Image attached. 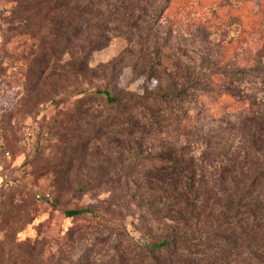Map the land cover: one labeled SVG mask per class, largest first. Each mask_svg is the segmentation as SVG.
Returning a JSON list of instances; mask_svg holds the SVG:
<instances>
[{"label": "trees", "instance_id": "1", "mask_svg": "<svg viewBox=\"0 0 264 264\" xmlns=\"http://www.w3.org/2000/svg\"><path fill=\"white\" fill-rule=\"evenodd\" d=\"M10 2L16 5L14 14L24 24L13 32L36 42L37 47L30 53L34 70H40V74H57L59 70L70 74L76 85L68 93L79 98L81 108L76 125L95 124L91 130L97 134L91 130L72 131L67 155L105 134L115 137L118 172L125 165L130 167L124 178L143 196L152 218L164 228L160 238H150L143 244L133 238L124 239L125 232L118 228L97 234L91 243L106 245L114 237L116 249L101 252L104 255L100 253L103 256L99 263L264 264V91L257 102L231 90L233 84L249 77L255 78L264 90V0H256L252 22L235 42L224 46L212 64L200 61L194 65L177 56L172 70L163 71L154 89L145 88L140 94L121 99L109 89V80L117 74L118 65L101 75L102 86L85 88L89 58L101 45L123 37L129 48L139 50L136 62H158L163 41L155 32L157 21L169 10V0ZM223 8L220 4L214 14L212 9L207 10L201 26L211 29L229 19L227 14H221ZM49 37H53V44ZM239 41L245 45L242 56L236 52ZM76 43L81 44L78 50L82 58L59 66L62 48L75 52ZM156 66L160 68L161 64ZM234 117L242 118L240 145L246 175L237 170L243 160L233 151L234 127L205 132L201 126L206 120ZM182 136L203 142L205 159L220 164L217 171L221 178H230L221 187L217 185L218 195L214 194L217 187L198 180L204 168L189 158L190 142L189 146H177ZM121 139L131 141L140 152L126 156ZM146 140L154 142V155L141 153ZM238 173L245 179L234 178ZM210 202L218 207L217 215L208 206ZM87 213L97 217L86 210L64 214L80 218ZM26 256L31 258L30 253Z\"/></svg>", "mask_w": 264, "mask_h": 264}, {"label": "rangeland", "instance_id": "2", "mask_svg": "<svg viewBox=\"0 0 264 264\" xmlns=\"http://www.w3.org/2000/svg\"><path fill=\"white\" fill-rule=\"evenodd\" d=\"M255 2L169 0V10L157 21L155 32L163 41L158 62L151 63L153 66L146 60L136 62L139 50L129 48L123 37L114 39L91 54L85 88L102 86L101 75L118 65L117 74L109 80V89L120 99L128 98L145 88L154 89L163 71L172 70L177 56L194 65L200 61L212 64L224 46L235 42L252 22ZM220 4L224 5L221 14L230 17L224 18L227 22L211 29L202 27L200 23L207 10L212 9L214 14ZM15 7L10 0H0V264H100L104 253L116 250L115 238L106 245L91 243V238L117 228L125 232L124 239L133 238L141 244L160 238L164 228L152 218L143 196L124 178L130 167L125 165L118 172L115 137L105 134L67 155L72 131L81 129L85 133L95 124L76 125L81 108L79 98L68 93L76 85L70 74L60 70L57 74H40V70H34L30 53L36 42L13 32L24 25L14 14ZM49 38L53 44V37ZM80 46L76 43L75 52L71 53L62 48L59 66L78 62L82 58ZM244 49L239 41L238 56H242ZM130 51L133 55L127 54ZM257 82L249 77L233 84L231 90L259 102L264 90ZM241 121L242 118L235 117L206 120L201 126L205 132L234 127L233 151L241 159ZM180 138L177 146H189L190 142L189 158L197 167L204 168V175L198 180L217 187L214 194L218 195L219 187L230 178H221L217 171L220 164L205 159L203 142L189 141L187 136ZM121 142L126 156L140 152L131 141ZM153 143L146 140L141 153L154 155ZM242 163L237 170L246 175L244 160ZM234 178L245 179L240 173ZM208 206L218 214L213 202ZM70 210L95 212L97 217L87 213L80 218H68L64 213ZM26 253L31 254L30 259ZM86 257L89 261H85Z\"/></svg>", "mask_w": 264, "mask_h": 264}]
</instances>
